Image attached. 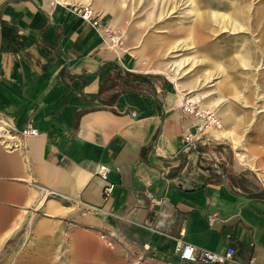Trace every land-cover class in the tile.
Segmentation results:
<instances>
[{
	"label": "crops",
	"instance_id": "obj_1",
	"mask_svg": "<svg viewBox=\"0 0 264 264\" xmlns=\"http://www.w3.org/2000/svg\"><path fill=\"white\" fill-rule=\"evenodd\" d=\"M132 1L133 9L156 5ZM187 1L185 42L225 27L218 39H245L244 46H214L219 63L189 54L142 62L110 39L105 24L96 28L73 10L90 5L116 25L118 2L0 0V263L206 264L179 258L181 238L221 254L232 247L222 264H264V188L230 180L190 185L174 171L196 120L178 94L200 87L202 105L219 116L205 128L209 136L225 137L241 161L245 133L251 150L264 147V0ZM189 59L192 74L182 69ZM251 60L262 103L246 110L252 100L241 86L249 81L239 84L230 69ZM125 79L135 87L118 90ZM28 123L37 133L21 136ZM99 164L109 167L108 196Z\"/></svg>",
	"mask_w": 264,
	"mask_h": 264
},
{
	"label": "rangeland",
	"instance_id": "obj_2",
	"mask_svg": "<svg viewBox=\"0 0 264 264\" xmlns=\"http://www.w3.org/2000/svg\"><path fill=\"white\" fill-rule=\"evenodd\" d=\"M113 1L119 4L115 8L118 10L120 9V22L116 25H111L109 22V15H104L103 12L97 10L101 16L102 26L105 24L109 32L108 35L111 37L117 36L113 38V41L119 44L122 49H126L127 47L131 50H136L142 62H144L145 59H154L158 61L175 60L181 57L185 58L189 54L191 55L190 58L216 59L219 63L221 60L219 58L217 59L213 54L214 46H223L226 44L230 49V46L235 44L234 50L236 51L239 49L241 43L246 41L241 38L230 40L218 39L222 33L228 34V32H226L227 29L223 27L222 32L219 28L218 34L214 31L205 32L204 30L201 36L185 42L183 32L184 29L190 25L192 20L191 14L188 12L191 6H188L189 2L187 0H168V4L165 6L161 4L162 1L157 0L159 1V3H157L155 0V6H146L144 8L138 6L135 9L131 7L132 0ZM79 5L81 4H77V6ZM221 9L223 13L227 14V10L230 8ZM251 42L253 43V41ZM257 45H261L260 41L257 42ZM234 58H236V56H234ZM190 60L191 59L185 61L182 66L184 72L188 71L187 74H192L196 69V66H191L192 60ZM222 62L224 63V61ZM250 62H252V64L246 66L236 65L234 63L233 66L236 67L232 70L230 69L233 76L238 79L237 81L239 84L242 85V80L245 79L249 81V86H241L244 92L248 91L251 96L250 101L252 100V102L248 104L250 106L245 107L246 110L254 109L255 107L259 109L262 103V88L256 87L255 84L260 71L256 69L253 60ZM113 79L114 78L110 79L107 85L110 84L109 86H112L114 84ZM132 86L135 87V84L132 85L129 79H125L123 81L121 80L117 89H128ZM193 92H195V90ZM198 92L204 93V90L200 87ZM191 94L195 95V93ZM200 96L204 95H199V97ZM203 100L204 98L200 99V101ZM195 106L201 111L204 124L200 123L202 126L200 128L198 126V120H195L196 125L193 131V142L195 147L194 149L184 151L179 157L178 164L174 167L175 174L185 177L190 185L230 180L248 189L264 188V180H262V177H264V147L259 145V149L251 150L250 145H252V143L250 134L248 132L245 133L243 141L245 145L238 149L239 155L245 162L241 161L238 159L239 157L235 154L229 141L225 137L216 138L208 135V132L211 131L205 130V127H212L216 124H211L209 122L210 113L202 112L200 108V106L204 107L202 103L200 106L198 103H195ZM199 117L201 118V116ZM218 117L219 116H217V118ZM32 239L33 238H31V241H33ZM47 249L48 255L51 252L49 248ZM39 251L40 248L38 245H34L33 242H31V255L36 256L39 254ZM13 254H15V249L12 251V255ZM37 257L38 256H36V258ZM0 264L11 263L2 262Z\"/></svg>",
	"mask_w": 264,
	"mask_h": 264
},
{
	"label": "built area",
	"instance_id": "obj_3",
	"mask_svg": "<svg viewBox=\"0 0 264 264\" xmlns=\"http://www.w3.org/2000/svg\"><path fill=\"white\" fill-rule=\"evenodd\" d=\"M73 10L83 19L89 21L94 27L96 28L102 27L101 17L97 15L90 6L74 5ZM195 103L196 102H193L190 100V96H189L180 105H181V109L183 112L197 119L199 116H201V111L197 109V107L195 106ZM195 125L196 123H194V127ZM198 126L200 127L201 125L198 124ZM36 133H37V129L29 123L20 130L21 136L33 135ZM193 136L194 135L191 134L190 132H186L184 134L183 139L186 142V145L184 147L185 150L194 149L195 145L193 142ZM10 138L11 137L7 136L6 139H10ZM2 142L7 149L17 147V144L14 142L11 143L5 140H3ZM108 171H109V167L106 164H99L96 167L97 176L100 178L101 181L104 182V185L102 188L103 196H108L111 193V190L113 187L112 184L107 183ZM150 197H151V200H153V197L151 195ZM174 249L178 253V256L181 260H189L193 262H201V263H206V264H222L226 260H231L233 256L232 247H227L225 252L221 254V253H217L214 251H210L205 248H195V246L182 240L181 238L176 239ZM253 263L254 262L251 259L249 264H253Z\"/></svg>",
	"mask_w": 264,
	"mask_h": 264
},
{
	"label": "bare ground",
	"instance_id": "obj_4",
	"mask_svg": "<svg viewBox=\"0 0 264 264\" xmlns=\"http://www.w3.org/2000/svg\"><path fill=\"white\" fill-rule=\"evenodd\" d=\"M98 2H99V0H98ZM101 2H103V1H101ZM95 3V2H94ZM100 3V2H99ZM96 4H97V0H96V3L94 4L95 6H96ZM248 4V3H247ZM246 4V5H247ZM200 5V4H199ZM88 6H90V5H88ZM205 6V5H204ZM91 7V6H90ZM97 7V6H96ZM132 7V6H131ZM214 7H216V6H214ZM245 7V6H244ZM92 8V7H91ZM98 8H100L99 7V5H98ZM199 8V7H198ZM248 8V7H247ZM191 9V8H190ZM201 9V8H200ZM245 9V8H244ZM92 10L97 14V15H99V13L96 11V10H94L93 8H92ZM194 10V9H193ZM198 12V11H197ZM239 12V11H238ZM239 15H240V13H239ZM100 16V15H99ZM193 16V15H192ZM237 16H238V14H237ZM101 17V16H100ZM239 17V16H238ZM237 17V18H238ZM241 17H243V15L241 16ZM238 21V20H237ZM234 22H236V21H234ZM239 22V21H238ZM192 28H193V26H192ZM197 29V28H196ZM251 30V29H250ZM228 31V30H227ZM193 35H194V33H193ZM117 36H114V37H110V39H113V38H116ZM190 38H191V36H190ZM188 39H189V37H188ZM250 51V50H249ZM241 53V52H240ZM248 53V52H247ZM237 57V56H236ZM240 57V56H239ZM244 58V57H243ZM250 59V58H249ZM157 61V60H156ZM202 61V60H201ZM209 62V61H208ZM171 63V62H170ZM157 64V63H156ZM203 64V63H202ZM243 65V64H242ZM161 67H162V65H161ZM161 67H159V68H161ZM178 67V66H177ZM168 68L169 67H162V69L163 70H165V73L167 74V73H169V74H171V72H174V71H171V70H168ZM208 73V72H207ZM210 73V72H209ZM215 73V72H214ZM177 72H175L174 73V75H173V78H176V76H177ZM218 76V75H217ZM182 77V76H181ZM219 77H220V75H219ZM214 78V76H213V74H210V76H209V78H208V81L209 80H212ZM175 81V80H174ZM222 84V83H221ZM219 88V87H218ZM197 91V92H196ZM199 91V88L198 89H196L195 90V95L194 94H188V93H179L178 94V103H182L186 98H188L189 96H190V100L191 101H193V102H196V103H198L199 104V106L201 105V101H200V99L201 98H203V96H200L199 97V95H204V93L203 92H198ZM219 92H220V90H218ZM222 92V91H221ZM215 99V98H214ZM245 100V99H244ZM234 101V100H233ZM238 103V102H237ZM200 108H201V110H202V112H206V113H210L211 115L209 116V122L211 123V124H213V123H215L216 122V119H218L217 118V116H215L214 115V113L211 111V110H207V109H205V106L204 107H202V106H200ZM208 108V107H207ZM210 108V107H209ZM197 120H198V122H199V124L200 123H202V124H204V119H203V117H202V115H201V118L200 117H198L197 118ZM239 123V122H238ZM244 126V125H243ZM202 126H200V128H201ZM206 127H209V126H206ZM205 127V128H206ZM236 127V126H235ZM242 128V127H241ZM0 129H1V127H0ZM228 130V129H227ZM234 134V133H233ZM229 136V135H228ZM234 136V135H233ZM235 138V137H234ZM233 138V139H234ZM235 141H236V139H235ZM237 142V141H236ZM232 143V142H231ZM238 146V145H237ZM239 154V153H238Z\"/></svg>",
	"mask_w": 264,
	"mask_h": 264
}]
</instances>
